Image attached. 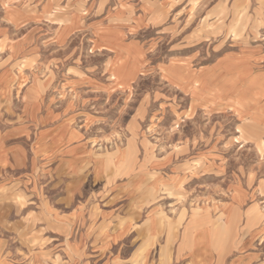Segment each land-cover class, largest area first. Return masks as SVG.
Segmentation results:
<instances>
[{"label":"rangeland","instance_id":"374dc122","mask_svg":"<svg viewBox=\"0 0 264 264\" xmlns=\"http://www.w3.org/2000/svg\"><path fill=\"white\" fill-rule=\"evenodd\" d=\"M166 23L152 52L162 62L188 55L198 65L249 43L264 48V0L191 1ZM155 75L115 94L111 128L94 137L104 167L62 158L0 167V264H139L137 208L154 221L150 264H189L205 231L203 264H264V127L228 113L179 114L183 99ZM12 123L0 116V140L28 154L32 129L8 136Z\"/></svg>","mask_w":264,"mask_h":264},{"label":"crops","instance_id":"0c3cea01","mask_svg":"<svg viewBox=\"0 0 264 264\" xmlns=\"http://www.w3.org/2000/svg\"><path fill=\"white\" fill-rule=\"evenodd\" d=\"M191 1L197 0H0V116L13 121L8 136L33 134L28 154L2 138L0 167L55 158L104 167L94 137L111 128L115 94L152 73L183 99L179 114L228 113L264 127L262 44L230 48L198 65L188 55L153 58L157 29L168 31L164 21ZM119 67L126 78L116 75ZM227 206L232 212L234 205ZM147 210L131 212L138 219L130 227L137 240L131 260L143 264L151 263L155 242ZM122 224L115 228L117 243L127 232ZM209 242L205 231L203 243H192L189 264L206 261Z\"/></svg>","mask_w":264,"mask_h":264}]
</instances>
